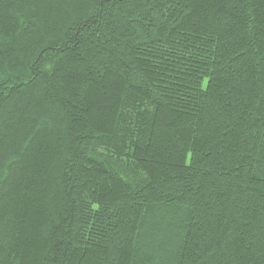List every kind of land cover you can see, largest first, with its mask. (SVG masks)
<instances>
[{
	"label": "trees",
	"instance_id": "obj_1",
	"mask_svg": "<svg viewBox=\"0 0 264 264\" xmlns=\"http://www.w3.org/2000/svg\"><path fill=\"white\" fill-rule=\"evenodd\" d=\"M0 264H264V0H0Z\"/></svg>",
	"mask_w": 264,
	"mask_h": 264
}]
</instances>
